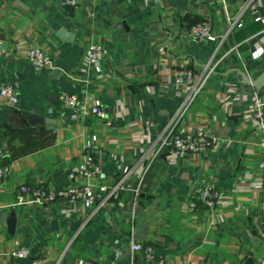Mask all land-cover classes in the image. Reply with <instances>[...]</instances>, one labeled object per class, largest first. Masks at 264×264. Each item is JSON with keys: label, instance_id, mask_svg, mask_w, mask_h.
I'll use <instances>...</instances> for the list:
<instances>
[{"label": "crops", "instance_id": "1", "mask_svg": "<svg viewBox=\"0 0 264 264\" xmlns=\"http://www.w3.org/2000/svg\"><path fill=\"white\" fill-rule=\"evenodd\" d=\"M244 7L242 27L228 33L219 54L252 34L263 35L264 25L253 18L264 16V0H77L66 7L57 0H0V38L40 47L53 60L52 68L36 70L19 53L0 57V87L12 83L18 97L16 104L0 97V165L10 167L0 179V264L35 258L47 264H146L130 251L135 225L142 222L140 242L172 264H244L249 257L261 264L263 198L252 187L258 133L242 119L252 92L233 69L256 77L264 68V49L250 41L239 46V58L227 54L193 101L190 119L172 122L182 88L166 78L178 65L199 70ZM200 21L209 22L212 36L199 42L186 30ZM91 41L105 50L97 67L85 60ZM61 95L74 96L80 108L98 104L108 122L64 109ZM21 111L53 123L30 124ZM197 125L219 137L221 148L169 162L164 147L158 150L161 135L171 128L192 135ZM87 155L98 168L93 185L122 184L101 208L85 209L67 198L13 205L22 184L57 192L83 183L73 170ZM206 183L240 209L188 210ZM12 209L10 233L1 215ZM21 247L28 257L13 254Z\"/></svg>", "mask_w": 264, "mask_h": 264}, {"label": "built area", "instance_id": "2", "mask_svg": "<svg viewBox=\"0 0 264 264\" xmlns=\"http://www.w3.org/2000/svg\"><path fill=\"white\" fill-rule=\"evenodd\" d=\"M262 4V0H257ZM62 7L74 6L77 0H57ZM239 11L236 17L230 19V25L224 35L220 38L219 43L211 56L201 66L199 70L191 69L188 66H174L170 73L166 75L167 79H171L173 83L182 88L179 107L172 117V122L181 118L190 119V108L196 96L202 91L209 77L215 72L218 65L226 57L227 54L235 52L240 57L238 48L242 43L254 41L258 48L264 49V29L263 35L257 37L256 34L246 39L244 42L232 45L222 54L220 48L223 40L228 33L243 25L241 17L243 10ZM254 22L264 25V16L257 15L253 18ZM186 35L196 41H204L212 36V30L209 22L200 21L192 24L186 30ZM11 53H19L24 56L27 61L36 69L52 68V58L40 47L26 48L23 43L7 44L0 38V57H5ZM105 50L103 46L95 41H91L85 48L86 63L97 67L104 58ZM0 97L8 102L16 104L18 102L16 88L12 83H6L0 87ZM60 101L64 109L78 110L81 115H92L101 120L108 122L105 111L96 103L89 108L77 107V99L74 96L61 95ZM243 121L251 125L258 133L257 146L259 148V159L257 162V175L252 178V187L258 189L263 198L260 208V230L259 237L263 245V256L261 264H264V89L252 92L251 104L242 115ZM219 137L212 135L205 125H197L192 135H186L182 131L174 132L171 128L168 132L161 135L158 150L164 147V157L171 163L176 162L185 154H201L207 152H216L222 146ZM152 151V154L158 153ZM154 152V153H153ZM10 171L8 165H0V179L5 177ZM142 171V170H141ZM141 171L138 173L140 176ZM74 174L81 177L84 181L80 185H70L57 192H53L42 185L29 187L25 184L19 185L18 194L15 197L13 205L18 204H37L52 205L59 198H67L74 204H80L85 209H99L108 203L117 195L122 187L121 182L115 185L97 184L93 185L91 180L97 176L98 168L95 165L92 156L87 155L73 170ZM198 205L209 208L215 206H233L236 210L240 207L230 198H227L215 187L213 183H206L196 192V200L187 203L186 208L194 211ZM130 251L142 255L146 264H172L163 257H159L151 244L143 243L133 238L131 235ZM17 257H28L29 251L26 248H17L13 252ZM30 264H47L44 258H35Z\"/></svg>", "mask_w": 264, "mask_h": 264}, {"label": "water", "instance_id": "3", "mask_svg": "<svg viewBox=\"0 0 264 264\" xmlns=\"http://www.w3.org/2000/svg\"><path fill=\"white\" fill-rule=\"evenodd\" d=\"M126 28V27H125ZM127 29V28H126ZM64 29H61L59 31V34L63 33ZM58 34V35H59ZM237 75L239 76V82L240 84L243 85L244 90L247 92H253V91H259L264 89V68L263 70L254 78L249 77L243 70L240 68H234L233 69ZM59 73V69L55 68L52 70V74L55 76ZM21 114L24 117V120L30 124H37V125H44L45 122L47 123H53L52 119L49 117H45L42 115H38L35 113H31L28 111H21ZM53 128V127H51ZM135 195V193H134ZM139 197H144L145 195L143 193L138 194ZM147 197V196H145ZM148 198V197H147ZM62 201L63 199H59V201ZM65 200V199H64ZM1 220L6 221L7 229L10 233H13L14 227H15V212L14 210H10L8 214L3 213L1 215ZM57 226V219L53 218L50 221V228L55 229ZM145 229H146V223H138L135 225L134 229V237L138 241H144L145 240ZM130 251L125 253V255H129ZM244 264H253V259L252 258H247Z\"/></svg>", "mask_w": 264, "mask_h": 264}, {"label": "trees", "instance_id": "4", "mask_svg": "<svg viewBox=\"0 0 264 264\" xmlns=\"http://www.w3.org/2000/svg\"><path fill=\"white\" fill-rule=\"evenodd\" d=\"M255 23H256V22H255ZM257 23H259V22H257ZM260 24H261V23H260ZM261 25H263V24H261ZM253 35H255V34H252V36H253ZM249 38H250V37H249ZM242 44H243V43H242ZM242 44H241V45H242Z\"/></svg>", "mask_w": 264, "mask_h": 264}]
</instances>
